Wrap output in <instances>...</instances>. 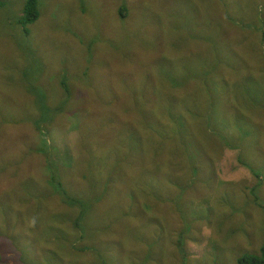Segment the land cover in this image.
Here are the masks:
<instances>
[{
  "label": "rangeland",
  "instance_id": "1",
  "mask_svg": "<svg viewBox=\"0 0 264 264\" xmlns=\"http://www.w3.org/2000/svg\"><path fill=\"white\" fill-rule=\"evenodd\" d=\"M23 1L0 7V27L14 22ZM38 5L28 36L44 96H27L12 35L0 38V264L51 257L59 264H237L243 253H257L264 241V0ZM79 76L68 105L61 80ZM144 101L157 116L166 115L167 102L179 110L185 129L174 139L177 150L166 151L142 127L136 105ZM21 111L33 119L17 123ZM129 120L144 152L138 138L122 133L131 132ZM63 190L88 208L69 203ZM67 242L88 247L83 259L57 254ZM94 246L103 249L97 257Z\"/></svg>",
  "mask_w": 264,
  "mask_h": 264
},
{
  "label": "trees",
  "instance_id": "2",
  "mask_svg": "<svg viewBox=\"0 0 264 264\" xmlns=\"http://www.w3.org/2000/svg\"><path fill=\"white\" fill-rule=\"evenodd\" d=\"M7 1L0 0V7L5 6ZM122 10H123V7L122 6L119 7L118 11H119L120 15L123 14ZM39 18L40 17H39L38 0H24L22 3L21 14L16 17L14 22L11 21L10 19H7V20L3 21V24L0 27V38L1 39L5 38V34H11L12 35L13 40H12V43L10 44V46L13 50L14 55H15L14 63L17 66L18 75L23 82L26 94H27V96H31V97H33V94L36 95L37 92H38V94L41 93L43 96L46 94L45 90H43L41 87H38L35 84L36 83V81H35V70H36L37 58H36V55L34 53V49L32 47V38H30L28 36L29 26L32 25L33 23H35L36 21H38ZM18 25L21 26V28H22L21 31H20ZM174 36L172 37V34H171L170 38L173 39ZM17 54H18V58H17ZM69 80L70 81L68 82V81H66V78H62L61 81L63 83L62 84L63 88L59 89L60 94L64 95L63 100L68 101V105L70 104V101L72 100L73 87L75 86V84H77L81 81V76H79L76 79L69 78ZM169 97H171V96L168 95L167 98H169ZM43 101H44V99H43ZM48 103L49 102L46 100L45 101L46 120L51 119L50 113L52 112V106H50L49 105L50 103L49 104ZM141 104L151 105L153 103L151 101H144V102H140L136 105L137 112L141 114L142 127L148 128L150 130V133H154L156 135H159L161 137V141H162L160 147L165 146L166 151H167L168 147H172L171 151L177 150L178 147H177V144L174 142V139H177V137L179 136V130H181L183 132L185 129L184 124L179 123V116L181 114L179 112V110L174 109L173 105H171L170 102H167L166 103L167 107H164L166 115H158L157 116L153 107L148 106V105H141ZM43 105H44V103H43ZM33 107H34V109H38V107L35 108L34 104H33ZM132 108H134V107H132ZM0 109L4 112V106H2L1 104H0ZM55 111H57L56 114L60 113L56 107H55L54 112ZM21 112H23V113L21 115H19L18 117H16L17 123H21L23 121H28L29 119H33V114L31 112L30 113H25L24 111H21ZM8 113L6 112V114H8ZM2 119L5 122L8 121L6 115H4ZM46 120H39V118H38L37 120H35V122H43ZM129 123L131 126V132H129V133L122 132V133L125 134L126 137L138 138L140 144L138 141H136L135 146L136 147L139 146V149H141L142 152H144L143 139L141 136H138V134L136 133L138 131L133 129L135 122H131L129 120ZM92 147H93L92 144H87L84 146V150H85L86 154L88 155L87 164L90 163L91 159H92ZM143 156H145V155H143ZM189 170H190V172L188 175H191V174L195 173V171H196V169L192 166H189ZM178 173L182 177V174L185 173V169L183 167H180L178 170ZM127 174L130 175L129 172H127ZM139 175H141V173ZM169 185H172L175 188L174 183L171 182ZM134 188H135L134 186H131L129 189L131 191L130 194L132 195L133 198H134V196H136L135 191H133ZM55 190H56V188H55ZM63 194H66L65 190H63ZM181 195H182V192L180 190L177 193V197H180ZM66 197H70V198H68V202L71 204H76L81 209V211H85L88 208V206L86 205V203L82 199H79V198L73 199L68 194H66ZM142 209L139 210L140 212H138V214H137L138 218L141 215V213H144V211H145V205L144 204H142ZM261 210L264 212V206L261 207ZM147 215H148V213H147ZM127 217H128V214H127ZM141 217H144V214H142ZM152 221L154 222L153 219H152ZM184 225L186 226L187 224L184 223ZM49 228H51L50 225H48L47 237L51 239L54 236L51 233V230ZM79 233H80V238L85 237V234L83 232H79ZM53 240L56 242L55 239H53ZM121 242H125L124 238H121V239L116 238L115 240L112 241V243H115V244H118ZM73 244H75V243L67 242V246H65V245L63 246V248H66V249L56 251L57 254L62 255V257H65L66 255L74 254V255H77L80 258V260L83 259V255H84L83 251L88 249V247L83 248V247L78 246L77 244L76 245H73ZM54 248H56L55 243H54ZM89 250L91 251V253L94 257L99 256V254L103 252V249L101 247H96V246L91 247ZM47 263L48 264H50V263L51 264H59L58 262L53 260L52 257H51V259L47 260ZM237 264H264V241L261 243L257 253L245 252L242 255L238 256Z\"/></svg>",
  "mask_w": 264,
  "mask_h": 264
}]
</instances>
